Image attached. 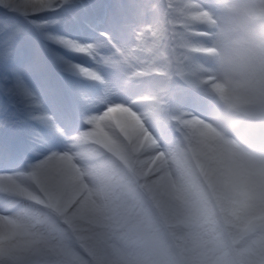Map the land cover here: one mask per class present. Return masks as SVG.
Returning a JSON list of instances; mask_svg holds the SVG:
<instances>
[{"label":"clouds","instance_id":"9594fccd","mask_svg":"<svg viewBox=\"0 0 264 264\" xmlns=\"http://www.w3.org/2000/svg\"><path fill=\"white\" fill-rule=\"evenodd\" d=\"M0 264H264V0H0Z\"/></svg>","mask_w":264,"mask_h":264}]
</instances>
